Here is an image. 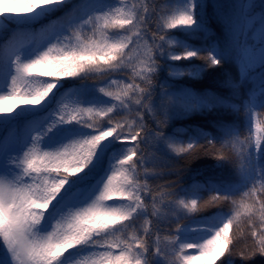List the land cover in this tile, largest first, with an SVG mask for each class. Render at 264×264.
Instances as JSON below:
<instances>
[{
  "label": "snow or ice",
  "instance_id": "snow-or-ice-1",
  "mask_svg": "<svg viewBox=\"0 0 264 264\" xmlns=\"http://www.w3.org/2000/svg\"><path fill=\"white\" fill-rule=\"evenodd\" d=\"M209 6L165 0L150 31L148 0H0V264H217L245 237L242 258L264 257V14L256 0L215 3L224 35L197 46ZM227 63L238 69V81H223L231 97L156 83L165 71L196 80ZM92 74L103 83H62ZM217 110L243 113L246 134L222 120L218 137L163 131ZM145 149L152 159L215 149L233 174L153 192L163 173ZM202 201L230 207L181 224ZM151 217L174 231L162 236Z\"/></svg>",
  "mask_w": 264,
  "mask_h": 264
},
{
  "label": "trees",
  "instance_id": "trees-1",
  "mask_svg": "<svg viewBox=\"0 0 264 264\" xmlns=\"http://www.w3.org/2000/svg\"><path fill=\"white\" fill-rule=\"evenodd\" d=\"M149 2V10H150V24L151 29L150 31L156 30L154 26L157 25V18L156 15L151 12L153 8L157 5L162 6L164 4L163 0H148ZM209 8L207 10L208 13V23L207 27L209 29L207 41L204 40H195L193 41L194 44L199 46L201 43H211L213 40L217 38H222L224 35V27L221 20L217 17L214 8L211 6L215 3H220L225 6L226 9H230L231 6L237 2V0H208ZM261 3H264V0H259L258 8L264 12V8H261ZM159 12V9H157ZM176 31V30H175ZM7 38V37H5ZM2 42V41H0ZM196 64H204V61L197 60L194 61ZM180 64H187L189 62L183 61L178 62ZM231 76L233 80L238 81V69L233 63H228L227 65L222 66L221 68H217L215 70H208L206 68L202 78L200 79H189L187 77L183 78H172L168 76V73L162 72L159 74V79L156 81L157 84L162 83L164 80L163 78L169 79L173 82L177 87H186L192 89L196 92H205L210 90L211 92L221 96V97H231L232 90L228 87L223 86V81L228 77ZM65 84V87H69L72 85H80V84H87V85H95L103 83L102 78L96 76V74H92V77L88 79L81 80L77 78L76 80H67L62 81ZM250 85L245 83L241 85L239 91L241 97H244L249 90ZM134 115V114H133ZM224 121L227 123L236 122L239 123L241 127L242 135L245 133V116L243 113L236 115L231 113L227 118H211L206 117L201 114H195L190 117L176 119L171 121L167 127L163 128L165 133H171L176 129L181 128H196L200 127L203 128L205 131L211 132L214 136L218 137V132L215 127L217 121ZM145 123L149 129H152L155 126V120L147 113H145ZM207 147V146H206ZM220 145L217 144V148ZM215 149H209L205 151L204 149H198L193 153L190 154H183L180 156L175 155L174 153H169L166 157H160L159 154L157 155L156 159H152V153L147 149V156H148V167L155 168L157 171L162 172L163 175L160 179L150 180V185L152 186L153 192L157 190L158 186L167 187L169 191L178 192L181 188L188 187L189 185L193 184H204L209 178L213 179H227L232 176L233 168L232 165L227 161H220L215 158L212 154ZM223 154L225 156H231L232 151L230 146L224 149ZM223 165V167H217V165ZM166 165V167H163ZM203 200L208 199L209 194L207 192L202 193ZM208 207L211 209V213L218 212V211H225L229 210V205L227 204H218V205H209ZM202 209L200 206V210L197 213L188 215V219L182 220L181 224L188 223L189 220L197 217H201ZM153 220L152 228L153 230L156 227H160V234H163L174 231L175 224L167 225H158L156 222L155 217H151ZM141 223V222H138ZM246 231V229H245ZM237 237H239V233H237ZM252 246V241L250 237H245L243 239L237 238L236 242L231 246L233 249L230 253H226L224 257L221 258L220 261H217V264H224V261L231 260L233 264H264V257L256 255L251 257L250 259H244L240 255V253L247 254Z\"/></svg>",
  "mask_w": 264,
  "mask_h": 264
},
{
  "label": "rangeland",
  "instance_id": "rangeland-1",
  "mask_svg": "<svg viewBox=\"0 0 264 264\" xmlns=\"http://www.w3.org/2000/svg\"><path fill=\"white\" fill-rule=\"evenodd\" d=\"M135 55V54H134ZM190 252H194L195 250H189Z\"/></svg>",
  "mask_w": 264,
  "mask_h": 264
}]
</instances>
